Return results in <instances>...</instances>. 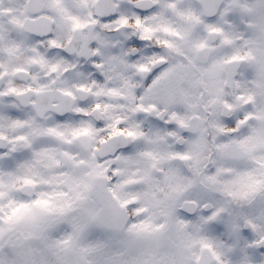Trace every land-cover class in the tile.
<instances>
[{
	"label": "clouds",
	"instance_id": "clouds-1",
	"mask_svg": "<svg viewBox=\"0 0 264 264\" xmlns=\"http://www.w3.org/2000/svg\"><path fill=\"white\" fill-rule=\"evenodd\" d=\"M0 264H264V0H0Z\"/></svg>",
	"mask_w": 264,
	"mask_h": 264
}]
</instances>
